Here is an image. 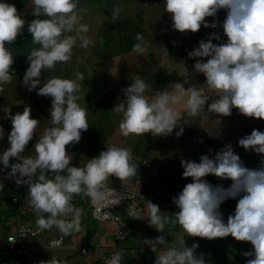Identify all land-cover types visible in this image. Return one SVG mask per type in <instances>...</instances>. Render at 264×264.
<instances>
[{
	"label": "clouds",
	"instance_id": "obj_1",
	"mask_svg": "<svg viewBox=\"0 0 264 264\" xmlns=\"http://www.w3.org/2000/svg\"><path fill=\"white\" fill-rule=\"evenodd\" d=\"M28 2L34 18L27 24V31L32 43L39 47L26 55L28 66L23 69L20 82L28 91L35 90L37 95L51 98L48 120L53 126L46 128L32 145L34 155H22L25 146L33 139L39 121L30 116V107L26 104L22 112L14 114H10L8 107L0 108L11 123L8 146H0V172L8 169L5 178L27 186V191L20 190L11 201L16 211L14 227L18 213L13 200L23 195L32 210L24 218L25 223L29 224L26 219L35 213V224L31 225H37V230L54 227L63 236H68L80 231L82 209L73 207L74 197L86 196L92 204L102 202L108 194L115 198V189L106 181L109 177L124 180L133 176L137 165L131 162L130 149L109 145L83 168L70 166L72 157L66 153V146L79 143L81 134L88 129L85 111L80 107L77 95L84 75L77 71L74 79L53 76L42 80L41 76L42 70H50L54 64L68 61L78 41L79 47L89 46L91 41L84 35L88 32V25L80 22L82 17L77 11V0ZM219 9L226 10L220 25L226 40L215 44L213 39L219 40L220 36L209 33L208 39L195 42L196 47L187 53L189 58H207L196 59L193 69L202 73L205 84L215 94L202 93L199 87L190 85L185 76L182 82L172 83L171 90L164 88L147 96L148 85L137 75L122 89L124 100L113 107L122 113L119 122L122 136L130 133L166 136L176 129L175 135L179 137L184 129L179 127L178 107H183L188 116H197L205 112L206 102L208 113L228 116L235 108L245 117L264 120V0H164V10L172 20L171 28L186 32L183 35L187 38L195 39L193 33L201 26L215 28V20L209 23L205 17H215ZM116 16L117 12H114L113 22ZM24 25L25 20L16 7L7 0H0V85L16 76L10 79L13 55L5 44H11ZM135 41L131 51L143 54L146 44L139 32ZM164 52L167 55L166 49ZM15 70L18 74L19 71ZM210 96L216 98L209 102ZM3 137L4 129L0 127V139ZM201 139L202 143L193 142L202 145L205 139ZM237 145L259 154L260 166L245 167L231 144H225L212 158L206 154L200 155L198 162L182 158L181 175L191 177V182L172 198L179 209L174 217L161 216L159 207L150 201H146V209H138L130 216L140 220L146 218L147 224L161 233H164L166 224L177 223L184 235L209 240L231 235L237 241L250 242L252 246L243 253L245 257H251L245 264H264V131L252 129L250 134L237 140ZM209 174L231 183L227 188L213 186L202 179ZM0 188H3L2 181ZM237 197L234 212L225 222L219 205L226 199ZM116 235L123 239L126 233L118 231ZM184 235L179 238L178 245L170 246L163 235L145 238L143 244L157 252L154 264H206L203 254L195 252L196 243L185 246ZM3 243L0 256L5 251ZM122 259L121 251H115L106 264H121ZM47 264L62 262L51 260Z\"/></svg>",
	"mask_w": 264,
	"mask_h": 264
},
{
	"label": "rangeland",
	"instance_id": "obj_2",
	"mask_svg": "<svg viewBox=\"0 0 264 264\" xmlns=\"http://www.w3.org/2000/svg\"><path fill=\"white\" fill-rule=\"evenodd\" d=\"M130 4H127V10L125 9V6L121 4L119 7L114 8V11L109 10L107 13H104V6L101 5H92V7L95 9L96 17L100 14H103V17L99 19L100 22L104 20L107 16L106 24L102 26L99 29H103V34L100 37V46H97L99 38L96 37L95 40L91 35V31L93 30V27L88 28L87 32V38L91 41L88 47H86L85 51L83 52L84 48L78 47V50L76 54L74 53V47L71 52V57L73 59L65 61V62H58V64H55V68H59L60 63H66L65 65H73V68L71 70H74V72H81L84 75V79L81 82V85L83 88H80L77 95H79L80 99L78 100V103H81V108L85 111V119L88 124V129L85 133L81 134V138L79 143L72 145V146H66V153L69 154L72 157V161L70 166L77 167V168H83L90 159L98 155L100 151H103L107 146H116V147H123L128 148L131 151V155L133 151L136 149V146L141 143H148V137L141 136L137 134L130 133L127 136H122L119 129V122L122 119V113H118L113 108V102L119 103L124 100L122 87L121 85H124L122 83V79L126 77V87L132 83V79L136 77L137 75L143 79V76L141 74L142 70L144 68L142 67L143 63L148 60L146 54H138V53H125L124 47L120 48L121 56L117 59L114 56L117 54L118 48H116V44L114 45H108L105 46L104 42L108 38H116L117 29L120 27L122 28L125 33L123 32L122 39L126 43V27L124 25V21L126 18H134V10H133V3L129 2ZM135 9H138L141 6V0H136L135 2ZM132 4V5H131ZM163 7V8H162ZM108 8V7H107ZM221 12L218 13L215 17L212 19H207L208 22L212 23L213 20H215L216 27L209 30V32H214L215 30L222 31V28L220 27L222 21L224 20L226 16V10L220 9ZM114 12H117L116 20L112 21V14ZM133 12V13H132ZM90 14L93 15L92 11H89ZM154 16L155 18H158V20L149 22L147 21L146 31H149V41H155L159 38L165 39L166 44L161 47L162 53L154 55L155 59L160 65H163L165 62H167L169 59L163 61V58L165 57L164 49H166V52L170 50L169 45H172L175 41L178 43V46L182 44L181 41H171L170 37L168 36V27L166 26V15L170 16L168 13L164 10V0L162 2V5H160ZM98 20H94V17H91L88 21L89 24H93V22L97 25L99 23ZM134 21V20H132ZM161 23V25H160ZM202 28V26H201ZM163 29V30H162ZM111 30V32H109ZM156 30H161L159 33L154 35V32ZM112 33V34H111ZM72 33H66V35H70ZM177 36V32H175ZM198 37L200 40H202L200 33L195 36V38ZM154 39V40H153ZM199 40V41H200ZM94 41V43H93ZM198 41V42H199ZM168 42V43H167ZM149 45V44H148ZM146 45L147 47H149ZM168 45V46H167ZM77 46V45H76ZM100 47V48H97ZM105 49V50H104ZM103 51L104 57L102 58V55L100 52ZM95 53V54H94ZM94 54V55H93ZM174 54L178 57L177 60L180 61L182 64L183 61L180 59L187 58L188 56L184 52V48L178 47L175 48ZM93 55V56H92ZM85 58H88L87 66L83 65V61ZM96 58V59H94ZM102 58V59H101ZM196 59H202L206 60L207 58H195L192 63V70L193 64ZM159 60V61H158ZM110 66H113V69H111ZM170 65L167 66V71L169 70ZM85 69H87L86 75L84 74ZM174 70H177V67H173ZM59 72V71H58ZM57 72V73H58ZM195 72V71H194ZM174 73V72H172ZM196 73V72H195ZM196 75L199 77L200 82L202 85L200 86V89H202V93H206L209 95H214V90L207 87L205 84V77H202V73H196ZM23 75H20L19 77L22 78ZM16 77L12 81L3 83L4 87V94L2 99L0 100V108L8 107L10 114H14L16 112H22L24 105H28L30 107V116L36 118L39 123L34 130L33 139L29 141V143L25 146V152L28 149L29 144L30 145V151L34 153L32 145L35 143V141L38 139L40 135L43 134L44 130L46 128H50L53 125L51 124V121L48 120L49 113L48 109L50 108V100L51 98H46L45 100L41 101L40 108L36 107L34 105L35 99L37 98V94L35 90L28 91L27 87L25 85L21 84V78ZM43 78V77H42ZM41 78V79H42ZM97 78H100V86H95V82ZM171 83V82H170ZM152 84V83H150ZM172 84V83H171ZM39 87V85H38ZM147 90V88H146ZM145 90V95H146ZM156 92V91H155ZM215 96H210V100L215 99ZM22 101V103H21ZM182 108V107H178ZM92 110V111H89ZM88 111V112H87ZM181 110H179L180 112ZM178 123H180L179 127H183V134L178 137V140L175 144L172 145L171 148L169 146L171 145L172 138H169L166 136H162L159 138L158 142L155 141L157 144L151 145V159H162L163 157L173 156L174 160L177 161L176 163H169L165 164L163 166H167V169L170 170L172 175H176V171L179 172V185H183L187 177H182L181 173L183 171L180 160L183 158L184 160L191 159L193 161L198 162V157L196 156V151L200 148V146L197 149L193 148L192 143H189V146L187 145V140L190 138V135L193 136H202V133H205L207 135L206 141L203 144L202 154H206L209 156V158H212L216 151L223 148L225 144H231L232 149L235 154H237L241 161L249 162L252 157L255 155V157L252 160L251 168H258L261 164V157L259 154L253 153L251 149L248 151H245L241 146L237 145V140L239 138H242L245 135H248L251 133L252 129H257L260 131H264V120H261L259 118H252V117H245L242 114H239L237 109L233 108L231 110V114L228 116H222L216 113H208L207 112V102L205 104V112L199 113L197 116H188L186 114V111H183L179 115ZM0 127H3L4 129V137L0 139V142L7 143V134L10 131L11 123L8 118L4 116V113L0 111ZM175 134V133H174ZM149 138H152V134L148 135ZM169 142V144H165L166 142ZM143 147V144H142ZM211 150V151H209ZM35 154V153H34ZM258 157V158H257ZM173 160V161H174ZM162 173L159 176H151L149 173L143 174V177L138 179V182L140 183V190H135L136 193L139 194L143 208L146 206V198H156L158 200H164L163 195H159L165 190H160L163 186V177H161ZM209 176V175H206ZM171 175L168 176V178L165 177L164 184H170V189L174 193L176 191L177 187V181H174L171 179ZM189 179V178H188ZM111 185H117L116 182L112 179L110 182H108ZM231 181L225 179H220L218 177H211L210 184L213 186L220 185L221 187H227L228 184H230ZM147 185L152 188L153 190H143L144 186ZM127 187V186H124ZM176 189V190H175ZM27 191V190H26ZM177 194V192H175ZM175 194H172L167 200H172ZM167 195V193H166ZM13 198V191L6 192V190H0V246L4 245L3 242H5V239L7 237V232L4 229V226L1 222H6L5 217L7 216L8 212L11 210V201ZM75 198V197H74ZM234 199L235 204L238 199L237 198H231ZM230 201V200H229ZM235 204L233 205V209L235 208ZM74 207V205H73ZM159 208L165 207L168 208L169 206H164L163 204L158 205ZM224 218V217H223ZM226 222V218H224ZM10 222V218L8 219L7 224ZM14 230V226L12 228V231ZM183 236V232L178 231L177 229H174V234H171L170 231H168V236L166 239L169 242V245H178L179 238ZM201 240L202 238L199 237ZM185 246L188 245V242L186 241V238L183 237ZM197 240V237L194 239V241ZM200 240V241H201ZM215 243V248L213 247L211 258L209 257V261L207 264H243L244 261L248 259V257H245L243 253L245 251L251 250V244L247 241H237L235 240L231 235H228L223 238H218ZM198 246H200L199 240L196 242ZM131 249H125L123 251V256L125 254L130 253ZM215 254V255H214ZM215 257V258H214ZM126 259V257H124ZM105 258L103 260L104 264H106ZM127 263V262H126ZM138 264V263H136ZM245 264V263H244Z\"/></svg>",
	"mask_w": 264,
	"mask_h": 264
},
{
	"label": "crops",
	"instance_id": "obj_3",
	"mask_svg": "<svg viewBox=\"0 0 264 264\" xmlns=\"http://www.w3.org/2000/svg\"><path fill=\"white\" fill-rule=\"evenodd\" d=\"M126 1L125 0H77V11H78V14L82 17L80 22L87 24L88 28L93 27V30L91 31V35L94 38V40L96 37L99 38L97 46L101 45L99 42L101 40L100 37L103 34V29L98 30V28H101L102 26H104L106 24L107 16H106V18H104V20L102 22H100L99 19H101L103 17V14H100L96 17L95 9L92 7V5L104 6V9H105L104 13H107L109 10L114 11V8H117L121 4H123L125 6L126 11H127V2ZM7 2L13 4L16 7L17 12L25 20V25L23 26L22 31L17 35L16 39L13 42H11V44H8V43L5 44V46L9 48V51L13 55V63L10 65V67L15 68L19 71L18 75L14 76L12 78V80H13L14 78L19 77L20 75L24 74L23 69L26 66H28L27 62H26V55H28V53L33 48L39 47V45L32 43L31 34L27 31V24L34 18L31 14V5L28 2V0H9ZM89 11H92L93 15L90 14ZM91 17H94V20L95 21L98 20L99 23L97 25L94 22H93V24H89L88 21ZM109 32H111V30H109ZM123 32L125 33V31L119 27L117 29L116 38L115 39L108 38L104 42V45L108 46L111 44L112 45L119 44V42L122 40ZM84 35H87V33H84ZM184 39L179 40L181 42L183 41L182 44H180V46H182L183 44H187L186 41H184ZM93 43H94V41H93ZM188 45L190 48H192L195 44L193 43V44H188ZM78 47H79V41L77 42V46H74V53L75 54L78 50ZM97 48H100V47H97ZM120 48L121 47L118 48L117 54L114 56L117 59L121 56ZM85 49H86V47L84 48L83 52L85 51ZM104 50H102L100 52V54L102 55V58L105 56L103 53ZM167 54H170V55L165 57V58H166V60L167 59H169V60H168V62H165L163 65H161L162 66L161 76H159L158 78L155 77V75H152V76L147 75V77H143L144 82L148 85L147 90H146V95L152 96L155 94V91L162 90L164 88L171 90V83L182 82L185 79V76L188 77V83L190 85L199 87V89H200V86L202 85V83L200 82V79L196 75V73L192 70V63H193L195 58H193V61L190 64H188L186 61L188 60L189 57L185 58V59L181 57L180 59L183 61V63L181 64L180 61L177 60L178 57L174 53L168 51ZM173 56H175L176 59L170 61V58ZM72 59H73V57H70V59H69L70 62ZM94 59H96V58H94ZM87 61H88V58H85L84 61L82 62L83 65L87 66ZM65 64L66 63H60L59 68H55V64H54L52 69L42 70V72L43 71L46 72L45 78L44 79L42 78V80H46L47 78H50L53 76L60 77V78L74 79L75 78L74 75L73 74L69 75L68 74L69 71H68V69H66V67L67 68L69 67L71 70L73 68V65L70 64V65L66 66ZM168 65H170V68L167 71ZM174 66L177 67V70L173 69ZM110 67H111V69H113V66H110ZM84 72L86 73L87 69H85ZM172 72H174V73H172ZM19 78H21V77H19ZM12 80H10V81H12ZM121 82L124 83V85H121V87L123 89L126 88V77H124ZM150 83H152V85H155V86L153 88H149ZM95 86H96V88L101 87L100 86V78H97V80L95 82ZM187 86H188V84L185 85V87H187ZM81 88H83L82 85H81ZM149 90L154 91V93H150ZM200 91L202 92V89H200ZM3 93H4V87H3V85H0V96ZM36 97L37 98L35 99V101L38 100L37 102H41V101L45 100L46 98H50V97H46V96H42V95H37ZM116 104H117L116 102H113V107ZM35 106L40 108L39 103H38V105H35ZM179 110H181L179 112V115L181 112L186 111L185 109H183V107L178 108V111ZM89 111H92V110H89ZM175 132H176V129H173V133L166 135V137H168V140H169V138H172L171 145L169 146V148H171L172 145L175 144L178 140V137L174 134ZM142 135L143 136L145 135L146 137H148V144H150L148 148H150L151 145L157 144L155 141L157 140V142H158L159 141L158 139L162 137V136H152V138L150 139L148 136V135H151L150 133H144ZM196 137H201V138H204L206 140L207 135L205 133H202V136L201 135H199V136L190 135V138L187 140V145L189 146L188 142L190 141V143H192L194 149H197L200 146V148L196 151V156L199 159L200 155H202L201 151H202L203 147H201V145L195 144L193 142V140ZM165 144H169V142L167 141ZM30 145L31 144H29L27 151L26 152L24 151V153H22V155H25V156L34 155V153L30 151ZM0 146H5L7 148L8 144H6L4 142H0ZM150 154H151L150 151L144 152L143 148H141V147H139L138 149L136 148L131 155L132 156L131 162L137 165L136 174H134L133 176L126 178L124 180H119L116 177H109L106 182H110L113 179L114 182L117 183V186H123V187L127 186L125 188L135 191L137 189L140 190V188H139L140 183L138 182V179L143 177V174L149 173L151 176H159L162 173L161 177H163L164 179L162 180L163 186L160 190H165V191H163L159 195L164 196L163 197L164 200H161L163 203L157 202L158 199H156V198H158V197L146 198L145 200L150 201V202L156 204L157 206L161 205V204H163L164 206H169L168 208H165V207L159 208L160 209V215L173 218L174 213L177 212L179 209L174 205L172 200H167V199L172 194H175V192H177V194H178L182 190L183 186L186 183L191 182V177H187L182 186L179 185V183H178L179 172L176 171L177 174L172 175L170 170L167 169V166H163V165L169 164V163H173V164L176 163L177 161L174 160V157L167 155L166 157H163L162 159H160V158L159 159H151ZM253 158H254V156L252 157V159ZM12 162H10V163H12ZM243 163H246V161H243ZM7 171H8V169H4V172H0V181H2V183H3V188H0V190H6V192H10L12 190L13 191V197H15L17 194H19L20 190H27L26 185H17L11 178H5V174L7 173ZM170 175L174 178L175 181H176V178H178L177 187H180V188H176L177 190L175 189L176 191H174V193L170 189V184H164V181L166 180L165 177L168 178V176H170ZM172 177H171V179H173ZM211 177H214V175L209 174V176H205L202 179H204L210 183ZM143 190H153V189L152 188L150 189V187L145 185ZM166 193L168 195H166ZM177 194H175L174 197ZM87 200L88 199L83 195L75 196V200L73 202L74 207H79L82 209V215H81L80 224H79L80 231L71 233V236L67 240V245L65 246V248H62V249H51V248L41 249V251L36 252L33 257L28 258L29 264H40V262H44V264H47V262L51 261V260H56L58 262H62V264H89L88 261L80 262L81 261L80 259L82 257L79 259L73 258V261H70L67 263L64 261H65V258L69 257V255H70L69 253L74 254L76 251H80L82 248L94 247L95 245H99V248H98V250H100L99 252H109L112 255L115 251H121L122 256H123L124 250H122L120 248L123 244L124 245L127 244L126 246H130L129 249H131L130 253L125 254L123 256V257H126V259L124 258V260H127V264H136V263H138V264H154L155 255L157 254V252H153L147 245H144L143 240L145 238H155L158 235H163L165 237V240L168 241L166 239V237L168 236V231H170L171 234H174V229H177L178 231L183 232V229L177 223L166 224L165 228H164V233L157 232L153 227H151L147 224V220L145 218L144 220H141L143 222L142 223L143 229L141 228V231H139V230L133 231V229L131 228V231L129 230V234L126 237L125 241L115 242L112 238V228L109 224L98 223V222H94L91 220L90 212H89V204L87 203ZM234 204H235L234 199L229 198V199L224 200L219 205V211H221L223 213V217L226 218V220L230 214H233V212H234L233 205ZM144 209H146V206H144ZM15 216H16V211L12 206L11 210L8 212L7 216L5 217V220H7V221L1 222L4 226V229L6 230V231H4L5 233L7 232V234H8L12 231ZM9 218H10V222L7 224ZM36 218H37L36 214L32 213L31 215H29V218H27L26 221L29 224H35ZM129 218H130V216H129ZM55 235H56V232H51V234H50L51 237H54ZM183 235H184V232H183ZM184 237L186 238V241L188 242V245H186L187 247H191V245L193 243H196L199 240V242L201 244H200V246H198L195 249V252H203V253L207 252V250L205 251V248L209 243H211V240H212V239L209 240L206 238H202V240L200 241V238L197 237V240L194 241V239L196 237L195 236H189L187 234H185ZM123 242H125V243H123ZM98 250L95 252H98ZM158 251H159V248H158ZM1 252H2V245L0 246V253ZM92 255H90V256H92ZM82 256L85 258H90L89 255H87V256L82 255ZM30 258H33V259L30 260ZM105 258H107V257H104V256L102 257L103 260ZM106 261L107 260H105V262Z\"/></svg>",
	"mask_w": 264,
	"mask_h": 264
},
{
	"label": "trees",
	"instance_id": "obj_4",
	"mask_svg": "<svg viewBox=\"0 0 264 264\" xmlns=\"http://www.w3.org/2000/svg\"><path fill=\"white\" fill-rule=\"evenodd\" d=\"M7 1H9V0H7ZM126 2H127V4H130L129 2L133 3V5L132 4L131 5L134 7L133 8V10H134V15H133L134 18L125 19L124 25L126 27V35H127L126 39H125L126 43L122 39L119 42V44L116 45V48L124 47L126 54H129V53L134 54L135 52H132L131 48H132L133 43L136 42L135 41V35H136L137 32H139L143 36L145 44L146 45L149 44L148 45L149 47H147L146 51L144 52V54H146L148 60L143 63L142 67L144 68V70H142L141 74H142L143 77H147V75H151V76L155 75V77L158 78L162 74V66L159 65V63L156 60L157 58L155 59L154 55L162 53L161 47L166 44V41H165V39H161V38H159V39H157L155 41H149L150 40L149 31L148 30L146 31V27L145 26H147V21L148 20H149V22L158 20V18H155L154 16H158V15H155V13H156L157 8L160 5H162L163 0H141V3H140L141 6L138 9H135L136 0H127ZM220 12H221V10L219 9L217 11V13L215 14V16L218 15V13H220ZM165 18H166V21H165L166 26L167 27L169 26L168 27V36L171 38L170 40L171 41H174V40L178 41V40H182V39L185 38L184 41H186L187 44H183L181 47H182V49L184 48V52L187 55V53L189 51H191L193 48L196 47V46H193L192 48H190L188 44H193L195 42H198L200 39L198 37H196L195 39L194 38L185 37L183 34H185L186 32H180V31H177V30H174V29L171 28L172 20H171L170 16L166 15ZM212 18L213 17H205V20L212 19ZM132 20H134V21H132ZM160 25H161V23H160ZM210 29H212V27H203L202 26V28H200L198 31H196L195 33H193V32L192 33L195 36H197V34L200 33L201 38L203 40H206V39H208V34L209 33H213V32H209ZM160 31L161 30H156L154 32V35H156ZM175 32L178 33L177 36H176V34H174ZM214 32L217 33L220 36V39L219 40L213 39V41H212L213 43L219 44V43H223L226 40V36H224L223 31L215 30ZM122 37H124V36L122 35ZM191 39H194V40L192 41ZM178 47H180V46H178V44L174 41L172 45H169V48H170L169 51L174 53L175 48H178ZM169 55L170 54H167V55L165 54V57H167ZM165 57L163 58V61L166 60ZM175 59H176V57L173 56V57L170 58V61L175 60ZM192 61H193V58H188V60L186 62L188 64H190ZM66 69H68V71H69L68 74L69 75L70 74H73V75L75 74L74 70H70L69 67L68 68L66 67ZM45 74H46V72L43 71L41 78L43 77V79H44L45 78ZM84 74L86 75L85 72H84ZM16 75H18V74H16ZM154 86L155 85L149 84V88H153ZM149 92L150 93H154V91H152V90H149ZM2 95L0 96V100L3 97ZM37 101L34 102V105H38V103H39V105L42 107L41 102H37ZM79 105H80V107L82 106L81 103H79ZM141 136L143 137L142 134H141ZM205 141H204V143H205ZM142 144H143V147H142ZM203 144L201 146H203ZM149 145L150 144H148V143L145 144V143H141L140 142L136 146V148L138 149L139 147H141V148H143L144 152H148V151H151V149L148 148ZM254 157H255V155H254ZM252 160L249 161L248 163H243L244 166L248 167V168H251ZM172 180H174V178ZM227 180L228 179H225V181H227ZM176 181H178V178H176ZM229 185L230 184H228L227 187ZM227 187H225V188H227ZM88 204H89V202H88ZM89 212H90V206H89ZM117 212L122 217V219L125 220L127 222V224H128V228L126 230V237L129 234V230L131 231V228L133 229V231H138V230L141 231V228L143 227V224H142L143 222L142 221L133 220L132 217L130 216V214L127 213L126 211H124L123 208H118ZM129 216H130V218H129ZM50 234L51 233L46 234L44 236V239L50 238L51 237ZM126 237H125V239H126ZM217 239L218 238H213L211 240V243H209L206 246L205 251L207 250V252H205V253L196 252L197 254H203L204 259L206 261V264L209 261V257L211 258V254H213L211 248L212 249H213V247L215 248V245H213V244L215 243L214 241H216ZM123 243H125V242H123ZM23 244H24V247L28 250L24 255L5 254L4 253L3 255L0 256V264H29V259H28L29 257H33L35 255V253L38 252V251H41V249H48V247H46L45 244H38L37 246L32 244V243H29V242H24ZM126 245L127 244H125V245L123 244L120 248L122 250H125L127 248L129 249L130 246H126ZM99 251L100 250H98V252H94L92 256L89 255L90 258L83 257L82 255H84V254L81 252V250L80 251H76L74 254L69 253L70 254L69 257L65 258L64 262L67 263V262L73 261V258H78L79 259V258L82 257L80 259L81 260L80 262L88 261L89 264H104L102 257L104 256V257L109 258L111 256V254L109 252H99ZM84 256H87V255H84ZM250 258L251 257H248V259H250ZM31 259H33V258H30V260ZM126 262H127V260L122 259L121 264H127ZM244 263H245V261L243 262V264Z\"/></svg>",
	"mask_w": 264,
	"mask_h": 264
},
{
	"label": "built area",
	"instance_id": "obj_5",
	"mask_svg": "<svg viewBox=\"0 0 264 264\" xmlns=\"http://www.w3.org/2000/svg\"><path fill=\"white\" fill-rule=\"evenodd\" d=\"M9 72L11 74L10 79L17 74V71L11 67H9ZM194 141L196 142L197 140ZM197 142L202 143V139H198ZM109 186L115 189V198L112 194H108L102 202L92 204L89 198L86 196L85 197L89 200L91 212L90 216L92 221L109 224L112 228L113 240L115 242H122L125 240L126 235L123 239H119L116 233L118 231L121 233H126L128 224L118 214V208H123L124 211L129 214L135 213L138 209L143 210L144 208L139 194L135 191L111 185ZM157 202L163 203L161 200H158ZM13 203L16 206L18 215L14 231L6 238L4 251L5 254L24 255L28 251L24 247V242H29L36 246L38 244H45L46 247L51 249L65 248V246L67 245V240L70 238L71 234L68 236H63L54 227L46 230H37V225H31L24 222V218L32 212L31 208H29L27 205L26 197L20 195L13 200ZM132 219L141 221L140 219ZM51 232H56V235L54 237L44 239V236ZM98 248L99 245H95L94 247L82 248L81 252L84 255H92L95 251L98 250Z\"/></svg>",
	"mask_w": 264,
	"mask_h": 264
}]
</instances>
